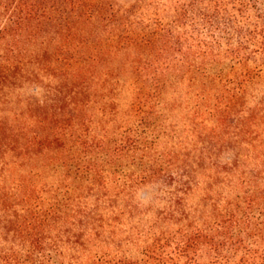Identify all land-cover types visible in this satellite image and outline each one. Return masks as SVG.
I'll return each instance as SVG.
<instances>
[{
    "label": "trees",
    "instance_id": "obj_1",
    "mask_svg": "<svg viewBox=\"0 0 264 264\" xmlns=\"http://www.w3.org/2000/svg\"><path fill=\"white\" fill-rule=\"evenodd\" d=\"M169 1L0 0V264H264V98L245 107L264 72V0ZM124 51L132 125L111 130L121 75L104 69ZM49 71L54 125L11 119L6 91ZM186 78L218 133L164 124ZM164 135L179 139L160 151ZM150 183L165 203L134 223L152 211L133 203ZM121 234L117 252L127 242L138 257L103 252Z\"/></svg>",
    "mask_w": 264,
    "mask_h": 264
},
{
    "label": "rangeland",
    "instance_id": "obj_2",
    "mask_svg": "<svg viewBox=\"0 0 264 264\" xmlns=\"http://www.w3.org/2000/svg\"><path fill=\"white\" fill-rule=\"evenodd\" d=\"M173 3V0H170ZM169 1V2H170ZM130 51H124L120 57L117 59V63L114 67V70L109 67H105L104 71L109 73H114L121 75L117 86L113 90V93L107 98L111 104V114L106 116L105 122H108L106 125L111 130H116L118 127L120 129H125L132 125V122L129 120L130 113L132 112V105L136 97V89L133 83V74L137 75L136 69L132 68L127 64L125 70L119 69L118 66L122 65L124 62L133 60V54L129 53ZM120 60V64L118 62ZM111 64H109L110 66ZM58 87V77L52 71L42 74V79L40 84L31 83L30 81H25L21 85L16 86L10 90H7L4 98L2 99L1 108L8 109L11 119H21L22 121H28L31 123L38 124L42 120L43 116L46 115L48 123L50 126L54 125V120L56 117V109L54 105V99L56 98V89ZM198 92L197 87H192L189 78H186L180 86L179 93L182 97V104L175 111H166V115L163 118L164 124L172 130L177 129L179 131V136L184 134V136L191 139L193 129L197 126L196 124L204 123L208 128L219 132L220 123L214 117L211 116L209 111H213L208 107L197 108V98L196 93ZM178 93V94H179ZM172 94L169 95L171 99ZM264 98V72L261 74V77L255 79L248 87L247 102L245 107H248L250 104H253L255 101ZM210 107V106H209ZM212 108V107H211ZM32 109V110H31ZM95 111V109H92ZM91 111V112H92ZM95 112H98L97 110ZM199 113V114H198ZM98 115V113H97ZM101 115V113H100ZM226 119L227 128L235 125V115L232 111H228ZM204 125V126H205ZM213 135V134H212ZM223 138L226 141L231 140V135L228 131L222 134ZM208 138V137H206ZM179 138H171L164 135L158 140L157 149L160 151L172 149ZM188 140V141H189ZM209 141V140H208ZM192 147V146H191ZM242 152H245L242 150ZM233 153L232 149L226 147L222 150L223 157H228ZM158 184H143L135 189L133 195V203L139 206L141 205V210L152 209V211L143 212L140 215L133 218V222L137 223L141 220L144 221V224L150 221L154 211L159 207L164 205V201H161L156 193L159 192ZM162 197V196H159ZM200 200V196H196L191 204H196ZM154 208V211H153ZM141 212V211H140ZM130 220L128 217H125L123 221ZM127 226H123L120 231H124ZM123 233V234H124ZM125 235H120L118 238L114 239V242L104 245L103 252H109L113 254H119V256L127 257L134 259L140 254V246L134 245L131 243L124 242L122 247L119 249V253L116 249V244L123 242ZM121 239V240H120Z\"/></svg>",
    "mask_w": 264,
    "mask_h": 264
}]
</instances>
